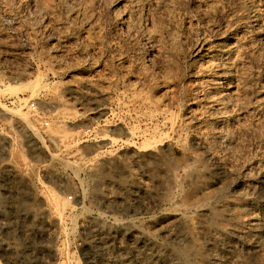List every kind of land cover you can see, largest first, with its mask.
Returning <instances> with one entry per match:
<instances>
[{
  "label": "rangeland",
  "instance_id": "374dc122",
  "mask_svg": "<svg viewBox=\"0 0 264 264\" xmlns=\"http://www.w3.org/2000/svg\"><path fill=\"white\" fill-rule=\"evenodd\" d=\"M5 87L48 126L0 109V264H264V0H0Z\"/></svg>",
  "mask_w": 264,
  "mask_h": 264
},
{
  "label": "bare ground",
  "instance_id": "6f19581e",
  "mask_svg": "<svg viewBox=\"0 0 264 264\" xmlns=\"http://www.w3.org/2000/svg\"><path fill=\"white\" fill-rule=\"evenodd\" d=\"M228 67V66H227ZM228 73V72H227ZM18 88H21L22 90H28V92L31 94V98L32 97H35V95L42 89V88H45V86H43V84L40 83L39 80H35V81H32V82H28V83H24L23 85H21L20 87ZM23 90V91H24ZM8 91V88L5 87V88H0V97L1 96H4V95H11V94H6V92ZM74 91V90H73ZM10 93H13V91H10ZM78 95V94H77ZM220 97V96H219ZM96 98V97H95ZM26 103V101H24ZM39 106L40 108H46L45 105H42L41 103H39ZM0 109H1V115H3L4 119L7 120L8 124H12L14 125V129L16 130V133L17 135L16 136H23L24 139L26 138L27 141L29 142L30 141V138H29V135L27 134V130L29 131H33V134H37V132L33 129V125L32 123H30L31 121L29 120V115H28V112H24L22 110V107L21 108H17L16 110L14 109H9L5 106H3L1 103H0ZM93 109V108H92ZM94 111V110H93ZM92 111V112H93ZM97 114H101L102 113V110L101 109H97L96 107V112ZM219 118V117H218ZM58 120V119H57ZM60 122V121H59ZM27 129V130H26ZM53 129V128H52ZM201 131V130H200ZM36 132V133H35ZM48 133V137L50 140L52 141H55L53 139L54 137V134L57 133V129L56 130H52V131H49L47 132ZM14 138V137H13ZM42 138V137H41ZM17 139V138H16ZM19 139V138H18ZM29 139V140H28ZM38 139V138H37ZM154 139V138H153ZM103 140H107V141H110L109 139L107 138H104ZM149 140V139H148ZM19 141V140H18ZM43 141V139H42ZM199 141V140H198ZM17 142V141H16ZM32 142V141H31ZM6 149L4 148H1V156L0 157V163H3V164H7L10 159L16 154L15 153V149H14V144L13 143H8L6 142ZM33 143V142H32ZM55 143V142H53ZM2 144V143H1ZM30 144V143H29ZM43 144V143H42ZM151 144V143H150ZM44 145V144H43ZM154 145V144H153ZM26 146V145H25ZM35 146V145H34ZM149 146V145H147ZM3 147V146H2ZM33 148V147H32ZM31 148V149H32ZM141 148V147H140ZM148 148V147H147ZM25 149V148H24ZM18 150V149H17ZM146 150V149H145ZM34 151V150H33ZM35 152V151H34ZM19 153V152H18ZM134 154V153H133ZM51 157H54L56 159V156L55 155H51ZM156 157V156H155ZM24 160V159H23ZM139 160V159H137ZM154 160V159H153ZM152 160V161H153ZM221 161V160H220ZM123 162V161H122ZM130 162V161H129ZM120 163V162H119ZM139 163V162H138ZM98 164V163H97ZM67 165V163H66ZM71 165V164H70ZM108 165V164H107ZM115 165V164H114ZM176 165V164H175ZM38 167V166H37ZM40 167V166H39ZM68 167V166H67ZM72 167V166H71ZM144 167V166H143ZM74 168V167H73ZM128 168V167H127ZM38 170V169H37ZM110 173V172H109ZM150 175V174H149ZM37 177V176H36ZM105 177V176H104ZM117 177V176H116ZM145 178V177H144ZM107 179V178H105ZM103 182V179L101 180ZM37 182L38 183H41L42 184V181L37 178ZM101 183V182H100ZM122 183V182H121ZM60 184V183H59ZM155 184V183H154ZM16 185V184H15ZM198 185V184H197ZM206 185V184H205ZM24 186V185H22ZM22 186H18V187H14V189H21ZM58 186V185H57ZM98 186V185H96ZM121 186V185H120ZM25 187V186H24ZM60 187V186H58ZM195 188H197V186H194ZM43 188V187H42ZM125 188V187H124ZM153 188V187H152ZM64 189V188H63ZM94 189V188H93ZM102 189V188H101ZM154 189V188H153ZM25 190V189H24ZM58 190V189H57ZM60 190V189H59ZM58 190V191H59ZM146 190V189H145ZM198 190V188H197ZM23 191V190H22ZM98 191V190H97ZM129 191V190H128ZM195 191V190H194ZM63 192V191H62ZM62 194V193H61ZM111 194V193H110ZM196 194V193H195ZM15 195V194H14ZM93 195V194H92ZM127 195V194H126ZM13 196V195H12ZM22 196V195H21ZM28 196V195H27ZM63 196V195H62ZM194 196V195H193ZM25 197V196H23ZM96 197V196H94ZM105 197V196H104ZM163 197V196H162ZM205 197V196H204ZM14 198H20L18 197L17 195L14 196ZM27 198V197H26ZM44 198V197H43ZM108 198V197H107ZM59 199L57 197V195H51L49 196L47 199L44 198L45 202L42 204V206H44L47 210H49L50 213H55L56 211H58V209L61 207V206H65V201L63 200V202L60 200V202H62V204H60L58 202ZM64 199V197H63ZM93 199V198H92ZM100 199V198H99ZM110 199V198H109ZM25 200V199H23ZM66 200V199H65ZM22 201V200H21ZM23 202V201H22ZM100 203V202H99ZM107 203V202H106ZM98 204V202H97ZM225 204V203H224ZM18 205V204H17ZM94 205V204H93ZM100 205V204H98ZM107 205V204H106ZM109 205V204H108ZM27 204L26 203H22L20 205V210L18 212V218H16L15 220L19 219L20 216H23L27 213L26 211V208H27ZM174 206V205H173ZM178 206V205H177ZM154 207V206H153ZM158 207V206H157ZM208 208V207H207ZM219 208V207H218ZM18 210V208H16ZM14 211V210H13ZM240 211V210H239ZM31 213V212H30ZM49 213V215H50ZM181 213V212H180ZM15 215V214H14ZM51 216V215H50ZM205 217V216H204ZM175 218V217H174ZM173 218V219H174ZM97 220V219H96ZM24 221V220H23ZM101 222V221H100ZM94 223V222H93ZM92 223V224H93ZM182 223V222H181ZM27 224V223H26ZM26 224H22V227H24V225L26 226ZM190 225V223H188ZM100 225V224H99ZM162 225V224H161ZM191 227V226H190ZM194 227V226H193ZM21 230V229H20ZM192 230V229H191ZM191 230L190 228L189 229H186L185 226L177 223L176 221H170V222H167L165 225L161 226L159 229H158V232L163 234L166 238H167V241L170 242V244L173 246L170 250H167L166 252V256H167V259H177V260H182L183 262H186L185 260V257L187 255V248H178L179 246L181 245H185V243H188V239L190 240V233H191ZM156 232V233H158ZM158 233V234H159ZM92 234V233H91ZM165 238V239H166ZM185 242V243H184ZM193 247H195V245H191ZM21 247V246H20ZM38 247V246H37ZM185 247H190L188 244L185 245ZM57 248V247H56ZM31 249V248H30ZM34 252V251H33ZM60 253V252H59ZM159 253V252H158ZM53 254V253H52ZM110 259V258H109Z\"/></svg>",
  "mask_w": 264,
  "mask_h": 264
},
{
  "label": "built area",
  "instance_id": "2783aa9c",
  "mask_svg": "<svg viewBox=\"0 0 264 264\" xmlns=\"http://www.w3.org/2000/svg\"><path fill=\"white\" fill-rule=\"evenodd\" d=\"M24 108L37 121H40L39 124H34L35 127H38L40 129L41 127L45 128L48 126V121H42L43 119V112L39 106V103L37 100H29L26 102Z\"/></svg>",
  "mask_w": 264,
  "mask_h": 264
}]
</instances>
